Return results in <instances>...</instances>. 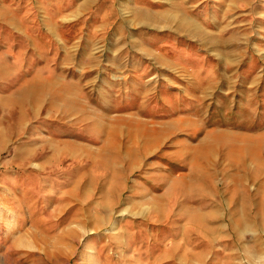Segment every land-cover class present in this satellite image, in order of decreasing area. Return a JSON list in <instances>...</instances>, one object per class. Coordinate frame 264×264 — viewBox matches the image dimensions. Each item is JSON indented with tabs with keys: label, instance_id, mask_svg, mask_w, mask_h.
I'll return each instance as SVG.
<instances>
[{
	"label": "rangeland",
	"instance_id": "rangeland-1",
	"mask_svg": "<svg viewBox=\"0 0 264 264\" xmlns=\"http://www.w3.org/2000/svg\"><path fill=\"white\" fill-rule=\"evenodd\" d=\"M0 264H264V0H0Z\"/></svg>",
	"mask_w": 264,
	"mask_h": 264
},
{
	"label": "bare ground",
	"instance_id": "bare-ground-1",
	"mask_svg": "<svg viewBox=\"0 0 264 264\" xmlns=\"http://www.w3.org/2000/svg\"><path fill=\"white\" fill-rule=\"evenodd\" d=\"M208 121V119H207ZM142 121H140V125L142 126ZM169 129H172L171 125L168 128L165 129H161V132L159 131H153L151 133V137L146 139L148 141V143L150 145L152 144H156V143H160V141H162L167 135L164 133H166V131L168 132ZM234 134L230 133V132H220V131H215L212 134H209L208 137H206L205 139L202 140L201 145L199 146L200 149L197 151L198 155L201 157H204L205 155H213L214 152L216 151V148L219 147V145H227L231 142H233L234 144L235 141H233V137ZM248 144V143H246ZM237 145V144H236ZM234 146V145H233ZM151 147V146H149ZM246 147L249 148L248 145H242L239 147V150L241 152H244V150L246 149ZM145 151V150H144ZM249 150L247 149L246 152H248Z\"/></svg>",
	"mask_w": 264,
	"mask_h": 264
}]
</instances>
